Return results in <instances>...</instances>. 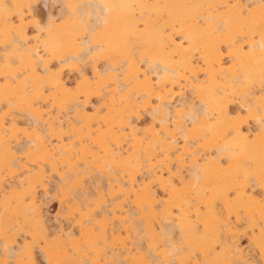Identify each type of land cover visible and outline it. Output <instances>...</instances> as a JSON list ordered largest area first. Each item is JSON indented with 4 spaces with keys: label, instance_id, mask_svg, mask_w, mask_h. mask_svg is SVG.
Returning <instances> with one entry per match:
<instances>
[{
    "label": "bare ground",
    "instance_id": "obj_1",
    "mask_svg": "<svg viewBox=\"0 0 264 264\" xmlns=\"http://www.w3.org/2000/svg\"><path fill=\"white\" fill-rule=\"evenodd\" d=\"M0 264H264V0H0Z\"/></svg>",
    "mask_w": 264,
    "mask_h": 264
},
{
    "label": "rangeland",
    "instance_id": "obj_2",
    "mask_svg": "<svg viewBox=\"0 0 264 264\" xmlns=\"http://www.w3.org/2000/svg\"><path fill=\"white\" fill-rule=\"evenodd\" d=\"M60 8L61 7H60L59 4H54L53 7H51L52 14L53 15L55 14V16H56V14H57L56 12L59 11ZM48 12H49V10H46L43 7H38V8L35 9V13L39 15V20H42L44 17H46L45 15H47ZM67 78H68V80L70 82H73V80L75 78V72L72 73V74H70V73L67 74ZM234 109H236V106L234 107ZM148 120H149V118H147V116H142L141 119H140V122L143 121V123L145 122V125H146L148 123L147 122ZM249 127L253 131L254 127H253V125H252L251 122L249 124ZM43 204H45V210L48 211V213H49L48 218L51 221L50 222V226H52V227H55V225L57 226V224L54 221V216L59 213V211L57 210L58 209V203H57V201L54 200V199H52V198L50 199V197L49 198L47 197V198H44L43 199ZM62 225L63 226H66V224L64 222L62 223ZM239 243H240L241 247H243V248L247 247V242H246V239L245 238L240 237L239 238Z\"/></svg>",
    "mask_w": 264,
    "mask_h": 264
}]
</instances>
